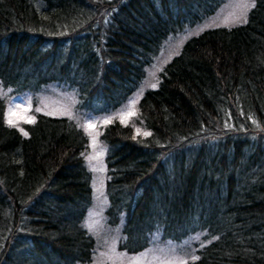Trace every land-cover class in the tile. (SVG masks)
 <instances>
[{"label": "trees", "instance_id": "1", "mask_svg": "<svg viewBox=\"0 0 264 264\" xmlns=\"http://www.w3.org/2000/svg\"><path fill=\"white\" fill-rule=\"evenodd\" d=\"M97 1L106 6L95 18ZM121 1L0 0V84L57 81L77 107L106 110L157 40L190 25L176 19L208 16L224 0ZM254 3L243 22L188 37L162 66L138 101L150 135L116 120L102 128L104 218L119 249L198 234L189 264H264V0ZM3 108L0 97V264L89 261L86 135L44 113L24 135Z\"/></svg>", "mask_w": 264, "mask_h": 264}, {"label": "rangeland", "instance_id": "2", "mask_svg": "<svg viewBox=\"0 0 264 264\" xmlns=\"http://www.w3.org/2000/svg\"><path fill=\"white\" fill-rule=\"evenodd\" d=\"M251 2L253 0H225L209 17L192 25L182 33L170 37L146 69V74L141 80L142 84L139 89H136L137 95L144 88L156 83L160 68L177 50L187 35L195 34L209 26H231L241 22ZM105 6L106 4L101 2V5L96 7L95 17L105 11ZM52 84L54 88H51L53 85H43L38 90L19 92L0 84V96L3 97L5 103L4 119L6 123L10 107L14 113L11 118L16 121L17 127H21L25 123V118L33 120V113L39 109L47 114L69 117L87 135L88 142L84 160L91 173L89 183L92 200L82 223L86 230L94 236L95 245L90 260L81 264H188L196 255L197 245L204 243L198 234L184 236L177 242L165 240L163 243L156 241L158 239L152 234L153 238L155 237V243H150L140 251L129 253L117 247L119 231L115 227L105 224L103 210L106 206L104 192L106 172L103 162L104 145L99 138V132L107 124L104 121L116 119L121 123L130 124L135 134L144 135L147 133L135 115H127L129 112L136 113L137 95L130 96L120 107L109 113L93 114L90 111L77 108L73 94L68 90L59 89L56 82ZM29 106L30 110L25 112L24 109ZM90 124L95 127L89 128Z\"/></svg>", "mask_w": 264, "mask_h": 264}, {"label": "snow or ice", "instance_id": "3", "mask_svg": "<svg viewBox=\"0 0 264 264\" xmlns=\"http://www.w3.org/2000/svg\"><path fill=\"white\" fill-rule=\"evenodd\" d=\"M255 6V3H254V0H253V3H252V7H254ZM17 107H19V106H17ZM30 110V106L28 107V108H25L24 109V111L25 112H27V111H29ZM37 111H39V109H37ZM14 113H13V109L10 107L9 108V112L7 113V116L9 117L8 119H7V123L10 125V126H16V121L15 120H13L12 118H11V116L13 115ZM128 116H131V115H135V113L134 112H129L128 114H127ZM25 122H27V123H32V122H34L33 120H31V119H28V118H25ZM111 121L110 120H106V121H104V123H110ZM88 127L89 128H94L95 127V125H88ZM21 131H23V129H21ZM24 135H27V133L25 132L24 133ZM144 135H150V133H144ZM193 260H196V259H199L198 257H193L192 258Z\"/></svg>", "mask_w": 264, "mask_h": 264}]
</instances>
